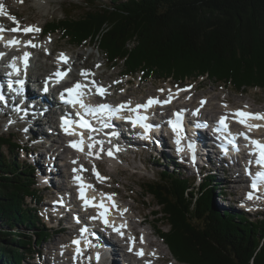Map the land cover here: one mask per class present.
Wrapping results in <instances>:
<instances>
[{
    "label": "trees",
    "instance_id": "obj_1",
    "mask_svg": "<svg viewBox=\"0 0 264 264\" xmlns=\"http://www.w3.org/2000/svg\"><path fill=\"white\" fill-rule=\"evenodd\" d=\"M43 31L70 46L90 43L110 67L142 80L264 90V0H110L81 17L48 21ZM20 148L0 135V264L24 263L53 235L37 213L42 194L34 168L19 161ZM160 176L141 186L155 202L156 222L168 227L154 226L177 262L264 264V220L218 210L221 181L207 175L199 186L176 171Z\"/></svg>",
    "mask_w": 264,
    "mask_h": 264
},
{
    "label": "rangeland",
    "instance_id": "obj_2",
    "mask_svg": "<svg viewBox=\"0 0 264 264\" xmlns=\"http://www.w3.org/2000/svg\"><path fill=\"white\" fill-rule=\"evenodd\" d=\"M87 1L88 0H3L4 4H2L4 8H7L10 12L15 13L16 16H18L24 22V24H32L40 31L48 21L53 19H62L66 14H70L74 18H78L85 15L86 11L93 5L96 6L102 3H110V0H93V4L90 2L86 4ZM39 31L35 33L38 34ZM43 44L47 45L49 48H44L42 52L36 50L37 53L35 59L37 64H51L52 57H47L49 52H53L52 54L55 52H67L74 58H77L75 62L77 70L80 68L96 67L98 68L97 74L100 80L109 83L111 87L122 82L123 85L120 86V88H122L115 93V97H112V99L114 98L115 100L128 101L130 98H138L141 96L146 97L154 93L157 94L161 92V89H163V91L164 89L169 91L173 85L171 80L159 82L154 79H148L143 81L138 76L134 78H130L129 76H121L122 69L120 66L116 65L115 67L111 68L108 63H106V58L97 50V47L90 43L82 45L81 47H73L68 45L65 40H62L59 34H53L51 39L43 40ZM104 63H106V69L104 68ZM43 69L44 68L42 67L40 73L43 71ZM126 80L128 81V84H126ZM38 83L40 84V81ZM186 84H190L195 87V96L197 97V100H201L203 98L209 100L208 107L210 111H212L214 107H219L221 112V108H225V105L229 106L231 109L237 108L244 104L245 101L250 102L257 110H264V90L262 91L260 89H252L243 94H236L229 86L209 82L207 79H199L196 81L187 80L179 85L183 86ZM172 88L175 89V87ZM221 101L223 102L222 104ZM209 110H207L206 113H208ZM1 123L2 122H0V135L12 136L14 139L18 140L21 145L24 144L25 135L21 133V131H19L17 128H10L6 130L4 124ZM42 148L43 146H41L39 149L28 150L29 154L27 156H25L21 151L19 155L20 163L23 166L32 164V160L37 157L36 155L38 152L44 151ZM130 154L131 155L129 156L117 159V164H119L117 169L111 164L103 166L105 173H107L110 178V182L105 185L104 190L117 191L121 199L126 198L122 201L123 205H125L123 207L129 206L128 212H130L131 217H135V219H133L134 223L140 219V215H146V224L143 226V228H141L143 231L149 233L154 231L157 232L156 228L154 227L156 226L161 231L167 232L168 227L164 226L162 221L159 220V222H156V220L161 219L160 215L153 217L152 212L157 211L155 202L150 196L143 195L144 193L142 191L141 185L151 183L153 181L156 182L159 178H161L160 173L165 171L172 172L175 170L180 176L187 177L188 179L195 177V172L190 170L188 171L183 167H177L175 163L176 161L174 160L170 161L169 159V161H156L150 154V150L139 155H135L132 152ZM55 155L56 154L52 152L49 153V156L54 157ZM39 160L35 161V164L38 166L40 165L39 167L43 165V168H41L40 171L38 169L36 171L38 173L41 172V174H44L47 171V165L49 164L50 166L51 162L46 161L45 157L40 158ZM42 160L44 164L41 162ZM53 163H58V165L60 164L57 159L53 161ZM67 165V168H65L66 172H68L70 169V164L67 163ZM216 166H218V163H216ZM58 169L59 171L63 170L65 172L63 167H58ZM198 169L204 170L203 174L205 171L209 173L208 175L213 174L217 181H221L219 187L214 191L213 204L216 206V208L221 210L224 207L230 211L239 212L237 209L234 210V208H231L233 206L230 201L234 202L232 200H238L240 194L236 190L237 188L231 187L229 185L230 182L227 181V179L233 180L234 173L227 171L223 176L220 172V169L219 171L215 172L213 170L210 172L204 167L197 168V170ZM61 177L62 174H60L59 183L63 182L64 184L65 180L63 181ZM38 180L39 185L37 184L36 186H38V188L44 187L42 183H40V178H38ZM194 183L198 184L197 181H194ZM40 192L44 199L40 204L41 214L39 215L41 216L46 227L56 226L53 222L49 223V217L47 218L46 213H44L43 210H48L51 206L46 204V202H50L51 200L56 201L57 199L46 190ZM221 194H223V196H221ZM247 216L252 221L261 218L260 216ZM64 225L65 224L63 223L62 226ZM156 235H158V233ZM150 239L152 241H158L160 244L159 245L157 242V244L160 246V256L162 258L161 260L163 261L162 264H167L168 261L173 264H180L176 260V262L173 261L174 257L171 255L167 245H165L161 239L154 238L152 236H150ZM62 244L65 246L67 245V234L56 231L52 236H50L45 244H43V246L35 248L36 251L40 253V260L37 259L38 256H34L32 257L33 259H25L24 263L22 264H58L60 262L67 264V259L65 256L59 258L58 260H52L55 259L52 258L53 256L59 255L58 253L60 248H58V245ZM125 247V245H121L122 249H125ZM153 247L158 249L156 246ZM88 260L89 259H86L85 264L88 263ZM144 262H141V264ZM117 264H122V262L117 260Z\"/></svg>",
    "mask_w": 264,
    "mask_h": 264
},
{
    "label": "snow or ice",
    "instance_id": "obj_3",
    "mask_svg": "<svg viewBox=\"0 0 264 264\" xmlns=\"http://www.w3.org/2000/svg\"><path fill=\"white\" fill-rule=\"evenodd\" d=\"M2 12H3V7L0 6V13H2ZM10 18L14 20V18H12V17H10ZM20 30L21 29H19V28L11 29V31H13V32H17V31H20ZM2 31H4V29L2 28V26H0V32H2ZM22 31L25 34H27L29 32H38L39 29L38 28H33V27H26V28L22 29ZM0 39H2V36H0ZM19 43H20V41H18V40H12V41H8L6 46H15V45H17ZM27 46L35 47V45L31 43V41H29L27 43ZM2 56H3V54L0 53V57H2ZM28 59H29V56H28L27 53H25V55L23 57V64H24L25 70H27V68H28ZM61 59L66 62L67 57H65V56H63V54H61ZM10 67H12L13 70L17 74H19L20 70H19V68L16 67V65L14 63L12 65H10ZM56 75H57V77H61L62 78V76L64 74L56 73ZM57 82H59V81H57ZM20 83L22 85L23 81H21ZM80 87L81 86L79 84H77V85H75L74 88L68 89L69 94L72 95L73 93L77 92V90ZM45 91H47L46 88H45ZM103 93H104L103 89H99L98 90V94L103 95ZM2 99H3V97H0V100H2ZM69 102L70 103H80L81 108H83L86 113L93 114V115H95L97 113H101L102 114V113H104L106 111L109 112L110 115H112V114H114V112H118V111L122 110L125 107L124 105H121L119 109H116V110L113 111V110L109 109L108 105H100L98 108H90L87 105L83 104L79 99H75V100H72V101H69ZM170 102H171V97L169 98V100L164 101V103H170ZM160 103H161V101L156 100L154 98H150L146 105H138L137 107L138 108L139 107L148 108V107L152 106L153 104H160ZM204 103H205V101H201V106H203ZM225 107H226V105H225ZM198 111L199 110H197V113H198ZM197 113H194V115L197 114ZM234 115H236V116H238L240 118L239 119V123L243 124L245 127L249 128L250 130L253 129V128H259L261 126H264V125H253V124L249 123V121H251V120L264 121V113H247V112H244L242 110H238ZM181 116H182V113H177L175 122L169 121V124L173 128V131L177 132L178 136H179V131H180L179 124H180ZM146 119L147 118L144 117V116H138L136 118V120L131 121V123L133 124L134 127L139 125L147 133L150 126L148 124H146V123H143V121H145ZM225 119H226L225 117H222L221 120H220V124L226 129L227 125L225 123ZM68 123L69 122L67 120H64L62 122L61 126L65 127L66 125H68ZM80 127L87 128V129H89V131H98L97 129H92L91 126L86 121H82L81 124H80ZM104 127H111V125L105 122ZM65 131L66 132L68 131L67 127H65ZM69 134H75V133H69ZM113 135H115V133H113ZM242 135H244V134H242ZM244 138L245 139H250L247 135H244ZM90 139H91V137H90ZM96 143L102 145L101 141H97ZM176 143L177 144L180 143V139L179 138L177 139ZM250 143L252 145H254L255 149L259 152V159H258L257 163L260 164L261 166H264V144H262V143H260L259 141H256V140H250ZM72 147L77 148V150H83L79 144H73ZM88 147H89V149H91L93 147V145L90 144V145H88ZM189 147L191 148V145ZM100 151H104L103 147H101ZM116 151L118 152L119 149L117 148ZM91 154L92 153L89 152V155H91ZM107 155L110 158H115V156H114V154H113V152L111 150H108ZM97 158H99L98 154H97ZM95 174L97 175L98 180H100L101 182L105 179V177L101 176L98 172H96ZM257 179H258L259 182L264 183V172L258 173L257 174ZM257 187H258V183H257V181H254L253 184H252V188L256 189ZM81 199H84L83 191L81 192ZM108 199L111 201V199H112L111 196H109ZM248 199H252V195L251 194H249ZM85 203H89V202L85 201ZM93 206H95V205H93ZM99 207L100 208H104V212L101 213V216L104 217L105 214L107 213L108 209L102 203L99 205ZM112 207H116V205L113 203ZM104 223L106 225H108V221H107L106 218L104 220ZM121 227H126V225H122ZM113 230L116 231L121 236H123V232H121V230L119 228H115L114 227ZM141 242H143V238H141ZM73 243L79 244V241H74ZM129 251L130 252L132 251L131 247L129 248ZM136 255L143 256V250H140L139 252H137ZM97 259H99L98 256H97Z\"/></svg>",
    "mask_w": 264,
    "mask_h": 264
},
{
    "label": "bare ground",
    "instance_id": "obj_4",
    "mask_svg": "<svg viewBox=\"0 0 264 264\" xmlns=\"http://www.w3.org/2000/svg\"><path fill=\"white\" fill-rule=\"evenodd\" d=\"M42 1V0H41ZM50 62V61H49ZM75 62H76V60H75ZM48 63V62H47ZM49 66L51 65V64H48ZM75 71H76V64L74 63V65H73V71H72V74H71V79L72 80H75V78H76V76H75ZM171 91H173V90H171ZM25 96H27V97H29V98H32V97H36L37 96V94H36V92H35V90L33 89V88H30V87H27L26 88V90H25ZM154 99H156V100H159L160 101V99L159 98H154ZM31 103H32V100H29L28 99V101H21V107H20V109H16V111H17V114L18 115H21V113H22V115L24 114V111L26 110L27 111V113L26 114H24V117H25V120L28 122V124H29V126L31 127L30 128V130L28 129V133H30L31 132V134H33L34 132H37V133H41V132H38L37 131V129H41L42 130V133H43V130H44V128H45V126H47V123H46V121H47V119L48 118H54V117H56L57 115H52L51 117H50V115L52 114V113H55V111H52L51 113H45L44 115H42L41 114V111H38L33 105L31 106ZM53 105H56V103H53ZM197 108H200V110L201 111H205V108H206V105L204 104L203 106H201V104L200 105H198V107L196 106V108L194 107V109H197ZM56 109V108H55ZM162 109H165L166 110V107H162ZM192 110H193V108H192ZM191 110V111H192ZM228 108H221V112H220V108L219 107H214L213 108V111H211V112H209V114H207V116L208 115H211V114H216V115H218V116H226V115H228ZM230 110H232V109H230ZM165 112V111H164ZM204 113V112H203ZM205 114V113H204ZM202 118V117H201ZM205 119H208V117H205ZM51 124H53V121H49ZM190 122H192V119L190 120ZM25 123V122H24ZM44 133H45V131H44ZM58 139H59V143H60V148L63 150V153L61 154V157H60V162H62L64 165H63V168L65 169V168H67V163H68V161L66 160V157H67V154H66V152H65V147L63 146V143H62V138L61 137H58ZM48 140V139H47ZM191 142H193V143H195L200 149L199 150H197V151H199V153L201 154L200 156H201V158H203L204 156H205V151H207V148H206V146L205 145H203V141H202V139H201V137L200 136H195V137H193L192 138V141ZM39 143H42V141H40ZM44 143V142H43ZM130 146V145H129ZM128 149H130V147H128ZM50 152V151H49ZM124 154V153H123ZM121 157V156H120ZM41 157L38 155V157L37 158H34V160L32 161V163L34 164V167H35V169L37 170H41V168H43V165L41 166V167H39L38 165H36L35 164V161H37V160H39ZM120 159V158H119ZM40 161V160H39ZM49 161L51 162V163H53V161H52V159H51V156H50V158H49ZM113 161H115V159L113 160ZM199 164L201 163V164H203L202 163V159H199V162H198ZM235 163V162H234ZM241 163V162H240ZM54 164V167L52 168V169H54V170H52L50 173H48V176H47V179H48V183H50V184H53L54 186H56L57 188H61V184L59 183V179H60V174H62V175H64L66 178H68V179H71V177L73 176V175H71V171L74 169L73 167H70V169L68 170V172H66V169H65V172L63 171V170H60V171H57L56 169H55V163H53ZM238 164V163H237ZM239 165V164H238ZM241 165H242V163H241ZM218 166H220V164H218ZM48 167V166H47ZM212 169H213V171L215 172V171H219V169L220 168H218V167H216V166H213V167H211ZM220 172L222 173V174H224L225 172H224V170H222V169H220ZM231 172H233L234 173V177H238L239 175H237V174H239L238 173V169L236 168V167H232L231 168ZM39 173H41V172H39ZM43 173V172H42ZM50 176V177H49ZM239 179H243V176H240L239 178H237L235 181H233L232 183H230L229 185L231 186V187H233V188H238L239 186H240V184H239V182H237ZM56 181H58V182H56ZM61 182H62V180H61ZM63 183V182H62ZM59 191H61V190H59ZM66 194V192H62V194H61V196H63V195H65ZM74 195V194H73ZM223 195V194H222ZM75 199V198H74ZM77 202V201H76ZM128 208H129V206H126V207H121V211L123 212V214L121 213V212H118V214L116 215V220H118V219H122V216H127L130 212H125V210L127 211L128 210ZM121 214H122V216H121ZM128 218L127 219H129L130 221H132L131 222V224L133 225V219H135V217H131V216H127ZM126 220V219H125ZM140 222H138L137 224H139ZM146 224V219H144L143 220V222H141L140 223V228H143V226ZM147 233V240H148V243L149 244H155L154 246H156L159 250H160V246L157 244V241H152L151 239H150V236H152L153 237V235L152 234H150L149 232H146ZM154 234L156 235L157 234V232H155L154 231ZM155 240V239H154ZM128 245V244H127ZM153 247V246H152ZM163 247V246H162ZM121 252V253H123L124 254V251H126V249L123 251L122 249H121V245H119V244H117V245H114V246H110V248H108V249H106V251H105V254H104V258H105V261L107 260V261H110L111 262V264H117V260L119 261V256H118V252ZM163 252V251H162ZM144 261H146V260H144ZM124 262H127L126 264H136L135 263V261H131L130 259H128V260H125ZM106 264V263H105Z\"/></svg>",
    "mask_w": 264,
    "mask_h": 264
}]
</instances>
